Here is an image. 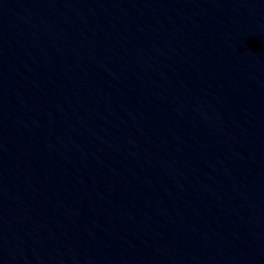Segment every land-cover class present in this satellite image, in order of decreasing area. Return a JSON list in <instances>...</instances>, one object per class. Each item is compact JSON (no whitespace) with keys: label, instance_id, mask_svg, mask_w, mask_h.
<instances>
[{"label":"water","instance_id":"water-1","mask_svg":"<svg viewBox=\"0 0 264 264\" xmlns=\"http://www.w3.org/2000/svg\"><path fill=\"white\" fill-rule=\"evenodd\" d=\"M0 264H264V0H0Z\"/></svg>","mask_w":264,"mask_h":264}]
</instances>
